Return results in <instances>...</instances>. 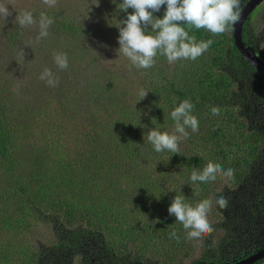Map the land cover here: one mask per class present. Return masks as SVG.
<instances>
[{
    "label": "trees",
    "instance_id": "1",
    "mask_svg": "<svg viewBox=\"0 0 264 264\" xmlns=\"http://www.w3.org/2000/svg\"><path fill=\"white\" fill-rule=\"evenodd\" d=\"M165 10L153 15L163 18ZM254 11L243 24V39L252 36ZM42 12L53 19L49 31L57 40L83 35L79 21ZM118 24L107 20L117 41ZM0 30L1 68L25 27L7 18ZM189 35L214 41L195 61L170 65L158 55L144 70L119 55L125 68L110 66L83 83L65 74L50 87L32 74L14 93L0 84V264H231L264 247V76L242 59L232 28L219 35L191 28ZM43 62L37 64L43 69L50 64ZM141 89L148 91L142 100ZM185 99L194 105L199 131L187 129L179 154L157 153L147 132H172L170 113ZM210 161L234 170L222 188L219 176L206 183L190 180L194 168L203 170ZM176 195L193 206L214 201L208 216L214 231L197 239L196 258H189L193 246L185 245L182 224L168 213ZM220 196L227 208L214 206ZM138 204L147 214L154 209L158 222L126 225L122 240H111L122 227L119 214L124 225ZM37 223L54 226L52 247L32 243ZM174 230L179 241L170 238ZM252 264H264V257Z\"/></svg>",
    "mask_w": 264,
    "mask_h": 264
},
{
    "label": "clouds",
    "instance_id": "2",
    "mask_svg": "<svg viewBox=\"0 0 264 264\" xmlns=\"http://www.w3.org/2000/svg\"><path fill=\"white\" fill-rule=\"evenodd\" d=\"M42 2L53 7L57 0H42ZM112 3L115 4L116 0H112ZM96 5L98 6V3ZM164 5L166 10L163 18L154 16L153 13L159 12ZM7 6L5 3H0V18L5 20L12 15ZM117 9L119 12L127 13L126 18L115 26L119 30L118 55L127 58L135 68L144 70L155 65L158 55L166 57L170 65L179 60H197L214 41L211 39L197 41L195 36L189 35V29H204L213 35L223 34L240 20L242 14L241 0H122V3L117 5ZM128 9L133 11L128 13ZM15 19L21 27L38 26L39 34L36 42L49 35L48 29L54 22L43 12L37 21L31 11L19 12ZM254 54H259L264 61L260 52H251V55ZM54 62L60 70L67 69V54L56 53ZM39 78L50 87L59 84V78L49 68H44ZM147 94L148 91L141 89L140 100ZM193 109L194 105L191 101L185 99L170 113L174 121L172 132H162L156 128L147 132V140L157 153L168 151L179 154L180 142L189 138L187 129H191L193 133L199 131V121L192 114ZM211 111L215 116L220 114L218 106L212 107ZM218 176L230 180L234 176V170L231 168L224 170L220 164L210 161L203 170L194 168L190 180L193 184L206 183L216 180ZM216 203L222 209L228 206V200L224 196H220ZM211 209V199H203L193 206L186 202L184 196L176 195L168 207V213L182 224L186 238L191 240L201 238L205 234L210 235L214 231L208 220ZM170 238L179 241L175 230L170 234Z\"/></svg>",
    "mask_w": 264,
    "mask_h": 264
},
{
    "label": "rangeland",
    "instance_id": "3",
    "mask_svg": "<svg viewBox=\"0 0 264 264\" xmlns=\"http://www.w3.org/2000/svg\"><path fill=\"white\" fill-rule=\"evenodd\" d=\"M0 3L8 5L7 7L12 12V15L8 17L10 22L13 21L15 16L22 11H31L34 18L38 21V17H40L42 11L47 10V12H51L53 16H56L58 19H69L72 22L79 21L77 27L83 32V35L74 36L72 38L61 35V38H58L59 40H57V36L51 33L49 31L50 29H48L49 35L42 38L39 42H36V37L39 34L38 26L33 25L31 27H25V30L20 35L21 37L13 48H10L6 59L2 61L5 62L4 66H1L0 68V77H2L0 84L6 83V88L11 86L10 93H14L20 89L27 81L26 78L31 77L32 74H41L43 68L37 64L40 62L42 65L43 59L45 60L43 63H46L48 60L50 64L47 68L51 69L58 78L68 74L71 78L78 81L80 80L81 83H83V78H86L87 75L90 74L88 77L89 79L91 76L95 75L96 71L106 72L110 66H114L116 69L125 68V64H123L118 58L119 55L117 49L119 48V44L117 38L111 33V29L108 28L107 25V20H111V23L121 20L119 19L117 5L122 3V0H116L115 4L112 3V0H57L56 5L53 7L43 4L42 0H0ZM97 3L98 6L96 5ZM262 7L263 6H258L252 13V15H254L255 12L258 11V13L252 17L248 30H250L249 32L252 35L249 42L253 41L257 48L259 47L262 56H264V43H262L261 40L263 37L262 35L259 36L264 28V8L262 9ZM4 20L5 19L0 18V28L3 26ZM2 41L0 33V48L3 46ZM56 53L67 54V69L60 70L56 66L54 62V55ZM89 64H92L94 68L96 67L97 69L95 68V71L86 69ZM260 179L264 180V177H261ZM261 180H258V183L261 184ZM225 181L226 179H223L218 182L216 184L217 187L222 188ZM233 189L234 188H230V190ZM240 190H242V188ZM237 197L238 192L234 195L232 203H234ZM211 201L214 204V201ZM139 202H141V200H139ZM214 206L219 207L217 203H215ZM150 209V214H147L143 212L144 208L142 209V204H138L135 211H131V219H129L124 225L122 224L123 212L120 213L118 226L121 225L122 227L118 229L119 232L116 231V233L112 235L111 240L117 239V235H120L121 230H123L126 225L131 226V224H133L134 228L138 229L139 223L145 221L146 218L158 222L157 213H154V209ZM36 226L38 234L34 235L32 243L36 244L38 248L52 247L56 242L53 236L54 226L49 223H37ZM52 239L54 240V243ZM120 240H122L121 235ZM215 240L216 238L214 239V242H217ZM239 240L241 239L239 238ZM129 243L135 244L131 242ZM200 244L201 242L197 241V239L189 240L186 238L185 245H187V247L193 246L189 258L197 257L198 253L201 251ZM152 255H154L153 252L147 253V256ZM181 261V264H183V260ZM187 262L188 260L184 261V263ZM62 264H78V261L76 259H68Z\"/></svg>",
    "mask_w": 264,
    "mask_h": 264
},
{
    "label": "water",
    "instance_id": "4",
    "mask_svg": "<svg viewBox=\"0 0 264 264\" xmlns=\"http://www.w3.org/2000/svg\"><path fill=\"white\" fill-rule=\"evenodd\" d=\"M263 0H248L244 5L241 6V17L240 20L232 26V37L233 43L240 53L243 60L248 62L252 68H254L259 74L264 76V61L261 59L259 54L251 55V52L245 47L242 41V28L248 15L262 2ZM264 257V247L248 257L241 259L238 262L231 264H252Z\"/></svg>",
    "mask_w": 264,
    "mask_h": 264
},
{
    "label": "flooded vegetation",
    "instance_id": "5",
    "mask_svg": "<svg viewBox=\"0 0 264 264\" xmlns=\"http://www.w3.org/2000/svg\"><path fill=\"white\" fill-rule=\"evenodd\" d=\"M248 1V0H247ZM246 1V2H247ZM245 2V3H246ZM263 3H262V5L264 6V0L262 1ZM243 0H241V6L242 5H244L245 3H243ZM256 13H258V12H256ZM263 31L262 32H260L261 34L259 35V36H261L262 35V37H263V39H261L262 40V43H264V28L262 29ZM243 33V32H242ZM249 40H251V37L249 36H247V38L246 39H243V36H242V41H243V43H244V45H245V47L248 49V51H251L252 53H259L260 52V50H259V47L257 48V46L255 45V43L253 42V41H251V42H249ZM254 51V52H253ZM263 59H264V56H263ZM258 214H261V212H259ZM257 217H259V216H257ZM261 217H264V214H261ZM255 244H257V242L255 243ZM261 244V243H260ZM264 243H262L261 245H263ZM258 246V245H257ZM248 247H249V245H248ZM258 250H260V249H256V250H254V252L255 251H258ZM251 251V250H250ZM252 252V251H251ZM254 252H252V254L254 253ZM232 263H234V262H232Z\"/></svg>",
    "mask_w": 264,
    "mask_h": 264
}]
</instances>
